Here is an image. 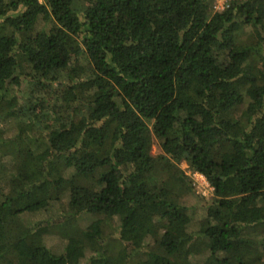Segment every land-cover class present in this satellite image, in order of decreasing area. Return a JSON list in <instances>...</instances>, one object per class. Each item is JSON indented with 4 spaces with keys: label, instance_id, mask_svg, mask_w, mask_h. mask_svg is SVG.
Masks as SVG:
<instances>
[{
    "label": "trees",
    "instance_id": "16d2710c",
    "mask_svg": "<svg viewBox=\"0 0 264 264\" xmlns=\"http://www.w3.org/2000/svg\"><path fill=\"white\" fill-rule=\"evenodd\" d=\"M0 264H264V0H0Z\"/></svg>",
    "mask_w": 264,
    "mask_h": 264
},
{
    "label": "rangeland",
    "instance_id": "374dc122",
    "mask_svg": "<svg viewBox=\"0 0 264 264\" xmlns=\"http://www.w3.org/2000/svg\"><path fill=\"white\" fill-rule=\"evenodd\" d=\"M152 153L154 155H157L159 153L157 145L152 148ZM181 168L186 172L187 175H191L192 180H194L195 184V196L188 197V204L199 207L208 205V203L213 199V194L212 188H210L207 179L199 174H195L196 176H194V174H192L191 171L188 169V165L186 163L182 164ZM94 220H96L94 217L91 218L90 216H88L87 218H85V220L81 221V224L84 226L89 225ZM118 226L119 225L116 222L114 224V228H116L117 230ZM61 243L62 242H60V239L53 237L46 238V245L52 250L56 251L59 248V245H61Z\"/></svg>",
    "mask_w": 264,
    "mask_h": 264
},
{
    "label": "built area",
    "instance_id": "2783aa9c",
    "mask_svg": "<svg viewBox=\"0 0 264 264\" xmlns=\"http://www.w3.org/2000/svg\"><path fill=\"white\" fill-rule=\"evenodd\" d=\"M230 1H233V0H213V6H214L215 11L225 10L228 7V4ZM194 176L196 175L194 174Z\"/></svg>",
    "mask_w": 264,
    "mask_h": 264
},
{
    "label": "clouds",
    "instance_id": "9594fccd",
    "mask_svg": "<svg viewBox=\"0 0 264 264\" xmlns=\"http://www.w3.org/2000/svg\"><path fill=\"white\" fill-rule=\"evenodd\" d=\"M200 175V174H199ZM204 177V176H203Z\"/></svg>",
    "mask_w": 264,
    "mask_h": 264
}]
</instances>
